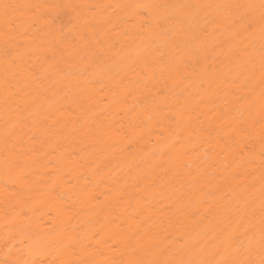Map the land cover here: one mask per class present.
Here are the masks:
<instances>
[{"label":"bare ground","instance_id":"6f19581e","mask_svg":"<svg viewBox=\"0 0 264 264\" xmlns=\"http://www.w3.org/2000/svg\"><path fill=\"white\" fill-rule=\"evenodd\" d=\"M261 3L0 0V264H259Z\"/></svg>","mask_w":264,"mask_h":264},{"label":"snow or ice","instance_id":"6c2138e0","mask_svg":"<svg viewBox=\"0 0 264 264\" xmlns=\"http://www.w3.org/2000/svg\"><path fill=\"white\" fill-rule=\"evenodd\" d=\"M8 6L6 5L5 8ZM261 7L264 8V0H262ZM261 33L264 35V26L261 28ZM31 264H35V261H32ZM232 264H254L252 261H234ZM259 264H264V259H261Z\"/></svg>","mask_w":264,"mask_h":264}]
</instances>
